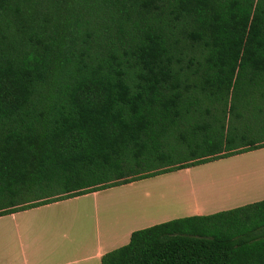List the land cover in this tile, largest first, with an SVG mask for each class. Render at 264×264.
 Masks as SVG:
<instances>
[{"label":"trees","instance_id":"16d2710c","mask_svg":"<svg viewBox=\"0 0 264 264\" xmlns=\"http://www.w3.org/2000/svg\"><path fill=\"white\" fill-rule=\"evenodd\" d=\"M262 147L264 0H0V215ZM102 264H264V199Z\"/></svg>","mask_w":264,"mask_h":264},{"label":"crops","instance_id":"0c3cea01","mask_svg":"<svg viewBox=\"0 0 264 264\" xmlns=\"http://www.w3.org/2000/svg\"><path fill=\"white\" fill-rule=\"evenodd\" d=\"M100 191L0 215V264H102V256L127 244L135 230L168 221H155L163 212L151 213L147 202L100 206ZM88 196L92 201L81 200Z\"/></svg>","mask_w":264,"mask_h":264},{"label":"rangeland","instance_id":"374dc122","mask_svg":"<svg viewBox=\"0 0 264 264\" xmlns=\"http://www.w3.org/2000/svg\"><path fill=\"white\" fill-rule=\"evenodd\" d=\"M84 199L92 201L93 196ZM98 199L100 206L104 201L151 203V213L165 215L158 214L155 221L194 215L197 209L210 214L259 201L264 199V147L103 188Z\"/></svg>","mask_w":264,"mask_h":264}]
</instances>
